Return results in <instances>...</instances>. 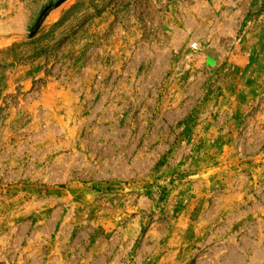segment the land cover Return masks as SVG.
Masks as SVG:
<instances>
[{
    "label": "rangeland",
    "instance_id": "1",
    "mask_svg": "<svg viewBox=\"0 0 264 264\" xmlns=\"http://www.w3.org/2000/svg\"><path fill=\"white\" fill-rule=\"evenodd\" d=\"M0 264H264V0H0Z\"/></svg>",
    "mask_w": 264,
    "mask_h": 264
}]
</instances>
